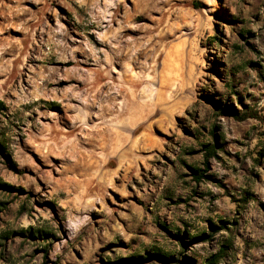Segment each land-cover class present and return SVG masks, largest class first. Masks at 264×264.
I'll list each match as a JSON object with an SVG mask.
<instances>
[{
  "label": "rangeland",
  "instance_id": "374dc122",
  "mask_svg": "<svg viewBox=\"0 0 264 264\" xmlns=\"http://www.w3.org/2000/svg\"><path fill=\"white\" fill-rule=\"evenodd\" d=\"M0 102V264H264V0H0Z\"/></svg>",
  "mask_w": 264,
  "mask_h": 264
},
{
  "label": "trees",
  "instance_id": "16d2710c",
  "mask_svg": "<svg viewBox=\"0 0 264 264\" xmlns=\"http://www.w3.org/2000/svg\"><path fill=\"white\" fill-rule=\"evenodd\" d=\"M5 110V105L3 102H0V113ZM221 113H224V111H222ZM236 113V112H235ZM233 117L238 120V121H245L249 115L247 114H244V115H238V114H234ZM0 148H1V145H0ZM216 155V147L214 145L212 146H209L206 150V158H207V161L209 160L210 157L212 156H215ZM200 177V179L202 180L204 178V174H198ZM199 238V237H198ZM211 236H206L204 237V240L206 239H210ZM159 257H161L162 259H165V260H175V259H168L167 256H163V255H160L158 254ZM222 258V256L220 254L216 255L215 257L211 258V259H208L206 260L205 264H218V262L220 261V259ZM145 259H142V260H139L138 262H141V261H144ZM177 261V260H175ZM132 262V261H130Z\"/></svg>",
  "mask_w": 264,
  "mask_h": 264
}]
</instances>
